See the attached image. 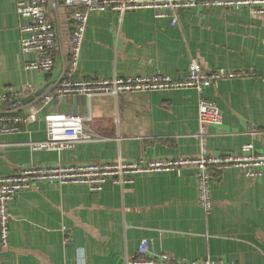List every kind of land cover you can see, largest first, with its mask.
Masks as SVG:
<instances>
[{
	"label": "crops",
	"instance_id": "obj_1",
	"mask_svg": "<svg viewBox=\"0 0 264 264\" xmlns=\"http://www.w3.org/2000/svg\"><path fill=\"white\" fill-rule=\"evenodd\" d=\"M51 7L59 36L56 67L47 75L26 68L36 55L22 50L24 19L14 0H0V90L53 89L64 74L74 17L60 0L51 1ZM193 58L211 69L256 75L220 80L202 95L183 88L118 98L69 94L48 104L41 98L22 103L17 112L26 115L34 106L36 119L22 122L18 132L0 135V175L32 164L197 156L202 148L195 136L202 96L215 101L223 114L221 124L208 127L210 154L238 152L247 143L264 152V15L249 8L185 9L178 12L175 25L149 9L93 13L76 78L156 73L181 78ZM8 111L0 104V113ZM72 113L87 117L98 138L62 151L34 149L31 143L46 139L47 117ZM254 129L258 133H251ZM131 178L123 186L109 180L100 192L46 182L20 192L8 205L10 245L0 244V264H127L142 239L154 253L168 252L181 262L264 264V170L258 178L237 168L222 172L212 185L210 213L199 203L195 166Z\"/></svg>",
	"mask_w": 264,
	"mask_h": 264
},
{
	"label": "built area",
	"instance_id": "obj_2",
	"mask_svg": "<svg viewBox=\"0 0 264 264\" xmlns=\"http://www.w3.org/2000/svg\"><path fill=\"white\" fill-rule=\"evenodd\" d=\"M17 14L24 19L20 26L21 46L24 53H33L36 58L26 62V68L50 75L56 67L58 30L51 16L53 0H14ZM73 13V26L69 37L67 68L52 91L41 98L42 104L61 99L69 94H82L88 97L113 95L141 91L171 90L193 88L201 95L208 87L223 79H234L256 75L251 70L211 69L199 59L193 58L187 75L173 78L165 74L126 76L108 78L77 79L86 28L93 13L107 9L121 13L135 10H153L156 18H171L172 24L178 21V12L199 7L249 8L253 13L264 15V0H60ZM54 3V2H53ZM54 6V5H53ZM32 87L19 91L13 87L0 90V104L9 107L8 112L0 113V135L15 133L24 121H34L37 109L28 108L26 115L17 110L22 108L23 99L33 94ZM83 115H52L46 118V139L31 143L34 149H72L83 141L97 139ZM199 130L195 136L202 146L197 156L176 157L172 159L139 158L132 161L118 159L105 163H77L56 165H37L20 167L9 175H0V244L2 248L10 245L9 203L17 194L26 190L38 189L40 183L59 185H85L90 191L100 192L111 180L114 184L125 185L132 182L133 175L157 171L179 172L185 166H195L197 187L201 208L210 213L214 207L212 183L225 170L237 168L248 178H258L264 170V152H257L253 143H247L238 152L210 154L207 149L208 127L219 125L223 114L215 101L202 96L198 104ZM251 133H258L254 129ZM264 213V208H263ZM69 238H66L68 241ZM127 264H232L224 260L197 259L177 261L168 253H154L147 239H142L135 257L127 259Z\"/></svg>",
	"mask_w": 264,
	"mask_h": 264
},
{
	"label": "water",
	"instance_id": "obj_3",
	"mask_svg": "<svg viewBox=\"0 0 264 264\" xmlns=\"http://www.w3.org/2000/svg\"><path fill=\"white\" fill-rule=\"evenodd\" d=\"M52 89V88H50ZM50 89H47V87H43L42 89L38 90L37 92L31 94L30 96L26 97L24 100H23V103L26 105V104H29V103H33V101L39 99V98H42L45 94H47Z\"/></svg>",
	"mask_w": 264,
	"mask_h": 264
},
{
	"label": "rangeland",
	"instance_id": "obj_4",
	"mask_svg": "<svg viewBox=\"0 0 264 264\" xmlns=\"http://www.w3.org/2000/svg\"><path fill=\"white\" fill-rule=\"evenodd\" d=\"M213 183H214V182H213ZM213 183H212V185H213ZM106 184H107V183H106ZM106 184H105V185H106ZM104 187H105V186H104ZM212 198H213V196H212Z\"/></svg>",
	"mask_w": 264,
	"mask_h": 264
}]
</instances>
